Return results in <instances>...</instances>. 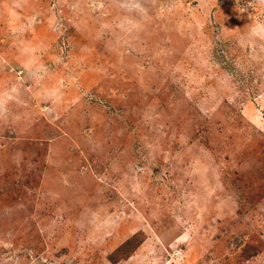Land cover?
<instances>
[{
    "label": "rangeland",
    "instance_id": "374dc122",
    "mask_svg": "<svg viewBox=\"0 0 264 264\" xmlns=\"http://www.w3.org/2000/svg\"><path fill=\"white\" fill-rule=\"evenodd\" d=\"M257 23L264 0H0V264H264Z\"/></svg>",
    "mask_w": 264,
    "mask_h": 264
},
{
    "label": "clouds",
    "instance_id": "9594fccd",
    "mask_svg": "<svg viewBox=\"0 0 264 264\" xmlns=\"http://www.w3.org/2000/svg\"><path fill=\"white\" fill-rule=\"evenodd\" d=\"M252 35L264 36V24L257 23L251 28Z\"/></svg>",
    "mask_w": 264,
    "mask_h": 264
},
{
    "label": "trees",
    "instance_id": "16d2710c",
    "mask_svg": "<svg viewBox=\"0 0 264 264\" xmlns=\"http://www.w3.org/2000/svg\"><path fill=\"white\" fill-rule=\"evenodd\" d=\"M126 243H129V240L126 242ZM122 249V248H121ZM119 251V250H118Z\"/></svg>",
    "mask_w": 264,
    "mask_h": 264
}]
</instances>
